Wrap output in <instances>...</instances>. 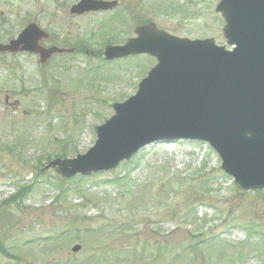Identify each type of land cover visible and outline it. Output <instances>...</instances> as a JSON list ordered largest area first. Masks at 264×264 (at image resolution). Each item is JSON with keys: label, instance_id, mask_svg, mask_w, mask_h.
Listing matches in <instances>:
<instances>
[{"label": "rangeland", "instance_id": "rangeland-1", "mask_svg": "<svg viewBox=\"0 0 264 264\" xmlns=\"http://www.w3.org/2000/svg\"><path fill=\"white\" fill-rule=\"evenodd\" d=\"M79 1L0 0V42L17 38L33 22L64 42L80 40L87 49L75 59H58L47 71L29 55L0 56V240L9 254L20 259L0 253V263L238 264L245 260L241 264H263L262 243L258 244V237L247 239L244 227L253 229L256 220L264 231V191L238 194L233 179L221 172L218 156L205 145H152L116 172L71 181L85 182L82 191L96 183L91 193L103 192L109 196L107 202L89 195L81 199L77 188L67 190L56 170L48 168L57 158L88 152L97 141L96 127L114 115L115 103L137 92L141 77L155 65L148 56L126 63L102 62L112 41L134 36L135 28L146 21L181 38H213L218 45H227L224 19L216 12L221 0H121L120 12L131 13V30L109 13L72 18L68 9ZM65 2V7L59 5ZM13 143L20 144L16 154L1 150L13 148ZM155 179L166 185L164 197L146 190L139 202L130 200L131 193L143 189H136L137 185ZM178 180L179 186L173 187ZM21 186L32 190L24 202L22 197L15 204L23 202V212L5 206ZM86 198L102 206L93 209ZM163 199L169 205H154ZM147 207L157 211L149 212ZM4 209L12 219H19L11 233L2 223ZM73 215L83 225H71ZM12 225L13 221L10 229ZM63 228L69 231L59 233ZM133 229L148 243H163L150 251L146 247L135 257L131 251L141 250V243L134 245ZM199 234L213 235L208 243L193 240ZM76 244L82 250L74 254ZM254 244L258 245L250 247Z\"/></svg>", "mask_w": 264, "mask_h": 264}, {"label": "water", "instance_id": "water-1", "mask_svg": "<svg viewBox=\"0 0 264 264\" xmlns=\"http://www.w3.org/2000/svg\"><path fill=\"white\" fill-rule=\"evenodd\" d=\"M113 5L84 0L73 13ZM217 12L226 21L224 36L233 51L214 39L176 38L155 25L138 29L139 37L123 47H108V60L147 53L159 64L136 96L114 105L116 114L96 128L98 140L86 155L51 166L68 177L110 170L149 144L197 140L217 151L238 192L264 189V0H222ZM34 32L26 30L0 51L16 52L25 42V49L44 61L57 50L39 49Z\"/></svg>", "mask_w": 264, "mask_h": 264}, {"label": "flooded vegetation", "instance_id": "flooded-vegetation-1", "mask_svg": "<svg viewBox=\"0 0 264 264\" xmlns=\"http://www.w3.org/2000/svg\"><path fill=\"white\" fill-rule=\"evenodd\" d=\"M99 1H109L110 3H116V5H114L112 8H109L111 10L107 11V12H99V13H109V14H113L110 16V18H112L114 21L120 23L122 21H124L125 24H122V26L124 27H127V28H130L131 30V27L130 26H133V19L131 17V13L129 14V12L125 11V12H120V8L122 7V1L121 0H99ZM66 2L65 3H61L59 4L60 6L62 7H65L66 6ZM77 4V3H75ZM74 4V5H75ZM72 5V7L74 6ZM72 7H69L68 9V13L69 15L71 16L70 14V11L72 9ZM56 10V9H55ZM91 14H98V12H92L88 15H91ZM87 15V16H88ZM72 18H80L76 15H72L71 16ZM49 20V19H48ZM146 21L140 23V25H143L145 24ZM139 25V26H140ZM138 27V26H137ZM49 28L51 29V25H49ZM43 30H45L48 34H49V38L47 40H42L40 43L41 45L46 48V49H51L52 47H55V46H61V45H64L67 43L69 45H72L70 47H67L68 49H70L72 51V53H69V54H63V55H60V54H54L50 60L45 64V67H46V70L50 69V67L52 66L53 67V63H55L58 59H62L61 61H66L67 60V57L69 58H74V57H79L81 54H85L87 53V49H85V51L83 50V46L82 44H80V40L79 41H76V42H69V41H63L62 38L61 40L57 37L56 34H54L55 32L54 31H50L48 28H42ZM136 29V28H135ZM135 35H136V32L134 31ZM134 35V36H135ZM78 36V35H77ZM134 36H129L127 39H124V40H120V41H112L113 45H123L125 44L130 38L134 37ZM83 43V41H81ZM99 55H101V52L99 51L98 52ZM22 55V54H20ZM23 55H27L25 53H23ZM94 55V54H93ZM32 57H35L36 59H38V57L36 55H31ZM142 56V55H141ZM141 56H136V57H141ZM135 57V58H136ZM129 58H132V57H129ZM127 58V59H129ZM75 59V58H74ZM73 60V59H72ZM125 60V59H124ZM59 66H62V65H59ZM58 66V67H59Z\"/></svg>", "mask_w": 264, "mask_h": 264}, {"label": "trees", "instance_id": "trees-1", "mask_svg": "<svg viewBox=\"0 0 264 264\" xmlns=\"http://www.w3.org/2000/svg\"><path fill=\"white\" fill-rule=\"evenodd\" d=\"M24 192H25V190L23 189V190H21L19 193H18V196H22V195H24ZM15 198V197H14ZM16 198H17V196H16ZM15 198V199H16Z\"/></svg>", "mask_w": 264, "mask_h": 264}]
</instances>
